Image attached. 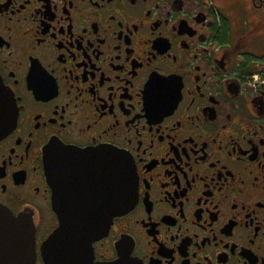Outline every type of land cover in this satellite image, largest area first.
Here are the masks:
<instances>
[{
    "label": "flooded vegetation",
    "instance_id": "af4514ba",
    "mask_svg": "<svg viewBox=\"0 0 264 264\" xmlns=\"http://www.w3.org/2000/svg\"><path fill=\"white\" fill-rule=\"evenodd\" d=\"M233 1L0 0V206L32 264L56 203L103 218L113 184L132 203L75 264H264V0Z\"/></svg>",
    "mask_w": 264,
    "mask_h": 264
},
{
    "label": "water",
    "instance_id": "95a60500",
    "mask_svg": "<svg viewBox=\"0 0 264 264\" xmlns=\"http://www.w3.org/2000/svg\"><path fill=\"white\" fill-rule=\"evenodd\" d=\"M0 85V91H2ZM0 112V117H2ZM7 130L0 128V135ZM122 155L113 151V158ZM110 177V176H109ZM115 176L110 179L115 182ZM111 190L103 188V193L112 194L115 199L124 196L123 202L112 204L105 217H99L98 210L73 208L58 210L59 225L48 236L41 246L45 264H75L77 253L76 246L90 241L103 233L112 217L126 211L132 203L134 192H124L122 186ZM34 232L33 222L21 216H15L7 209L0 206V264H32L34 262Z\"/></svg>",
    "mask_w": 264,
    "mask_h": 264
},
{
    "label": "rangeland",
    "instance_id": "374dc122",
    "mask_svg": "<svg viewBox=\"0 0 264 264\" xmlns=\"http://www.w3.org/2000/svg\"><path fill=\"white\" fill-rule=\"evenodd\" d=\"M228 1H232L233 4H234V6H232V7H230V8L227 7L226 10H233V9H234L235 14L238 15V13H236V11H235V10H236V9H235V8H236V5H235L234 1H233V0H228ZM239 13H240V12H239ZM241 14H244V15L246 14L245 9L242 10ZM238 18H239V17H237V19H238Z\"/></svg>",
    "mask_w": 264,
    "mask_h": 264
}]
</instances>
